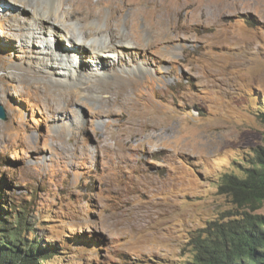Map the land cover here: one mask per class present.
<instances>
[{
  "label": "rangeland",
  "instance_id": "1",
  "mask_svg": "<svg viewBox=\"0 0 264 264\" xmlns=\"http://www.w3.org/2000/svg\"><path fill=\"white\" fill-rule=\"evenodd\" d=\"M10 1L0 3V102L8 114L0 119V214L13 221L16 206L35 227L29 238L62 248L47 264L187 263L192 233L233 207L219 179L241 174L264 145L256 112L264 100V0H239L221 13L207 0H94L126 19L119 26L125 45L152 60L144 69L155 80L134 95L132 108L98 93L72 94L81 82L47 59L42 39L34 50L33 30L23 38L9 27L17 7L27 22L33 8L54 0ZM70 22V30H84L80 20ZM161 33L167 36L158 40ZM65 35L47 32L45 39L73 48ZM125 45L109 50L113 73L142 64ZM34 67L47 77L28 73ZM65 237L76 249H63Z\"/></svg>",
  "mask_w": 264,
  "mask_h": 264
},
{
  "label": "bare ground",
  "instance_id": "2",
  "mask_svg": "<svg viewBox=\"0 0 264 264\" xmlns=\"http://www.w3.org/2000/svg\"><path fill=\"white\" fill-rule=\"evenodd\" d=\"M18 1L22 3H27V0H17L16 2ZM207 1L213 4L214 6H216L219 12L223 10L224 8L225 9L226 8L227 9L237 8L238 3L240 2L239 0H234L231 3L225 2L224 0H207ZM53 2L54 4L51 7H48V8L45 7L40 12L31 6L33 8V10H31L32 11L31 13H33L32 15L33 18H31V20L27 22L26 20H24L25 13L23 12L21 8L17 7L16 11H17L18 16H16L15 18L16 22L14 23L11 21L9 27H13L15 25V27L20 31V34L22 37L25 31H27V36H28L29 31L27 30V27L33 30L34 35H36V38H34L33 36L34 39L32 40V43L34 45L31 47L34 50L37 49L36 47L38 45L37 38L39 37L40 39H42L40 42L42 46H45L47 48V56H46L47 59L50 62L53 61V63L58 64V66L62 67L66 71L64 72V75L73 76L75 77V80H79L81 82L82 85L79 88L77 87L73 89L71 91L72 94L75 95L78 92H86V95L90 94L91 92L98 93L100 95L102 94L101 96L104 100L108 102H112L115 107L132 108L135 103L134 100L136 99L134 95L139 96V93H141L143 88L148 89V87H152L151 84H153L155 80V76L152 75V72H151L152 70H150L149 68H146L147 70L144 69L146 66H149L151 64L152 60L150 61L149 57H147L139 49H135V47L134 48L132 47L129 49L130 46L125 45V42L126 44L129 42L126 40V38H124L123 35L120 34L119 26H120V23L126 22V19L123 16L122 17L117 16L115 14L116 11L114 12V8L110 10L108 6H103L95 2L94 0H91V1L86 0L85 2L83 0L81 1L80 0L79 1L78 0H54ZM0 3H2L3 6H6V7H9L11 5L10 0H0ZM101 3H104V2H101ZM244 5H246L245 0H244ZM11 17H14V16H10V18ZM20 18H23V20ZM42 19L44 21H41ZM49 19L57 20L58 22H60L62 24L61 25L62 28L60 27L62 30L59 28V26H57V24L49 23L47 21ZM72 19L80 20L83 24L84 30L80 32L75 31V30L74 31L70 30L69 26L73 24V22L72 23L70 22ZM103 19L106 20V24L103 26L100 24H96L92 26L90 24V22L93 20L101 21ZM129 22L130 24L138 25L137 18H133ZM29 24L30 25L36 24L37 27H40L41 29H38V28L32 29L33 27L31 28ZM161 29L162 27L158 28V33L161 31ZM64 31L66 32V35L61 36L60 39L68 40L70 42L68 43V45L70 44L73 46V48L71 49L63 47L60 42L59 44L56 43L55 45V43L52 42L50 39H45V35H47V32H50V34L54 35L57 39V36L63 34ZM108 32L109 34L107 35ZM166 36L167 34L161 33L158 36V40H162ZM150 42L151 40L149 41V43ZM120 44L125 45L121 47H123V50L126 51V53L130 56V59L132 62L133 61L138 62V59L142 58V64L139 63L133 69L123 68L119 70L118 72L113 73L111 71L113 70V68L109 66L108 58L109 56L112 57L111 54H109V50L110 49L112 50L114 49L113 47H115L114 51H116ZM158 44L159 43H156L155 45H158ZM88 54H90L91 56L90 61L95 62V65L91 67L92 69L95 70V72L92 74L93 75L92 77L95 78L94 80H92L90 76H88L89 73H87V71L90 69L87 68L88 63L85 60V57ZM47 64L48 62H46V67L48 68ZM28 70H29L28 73H31V71H33L32 74L36 77L37 76L47 77L46 74H42L43 68L41 69V68L34 67V70L33 69H28ZM52 70L53 69L49 68V71H52ZM125 74H130V76L131 74H134L135 80H132L131 82L129 81L125 82L126 80L129 79L125 77ZM110 76H113L112 80L109 78ZM126 76L128 77V75ZM84 78L86 80H84ZM117 78L119 80V83L115 84L116 87L114 85L112 86V83H114L117 80ZM108 80L109 82H106ZM56 81L59 82L58 79H56ZM105 82L108 84H102ZM53 86L51 83L50 84L46 83L44 85V88L51 90L53 89L52 88ZM64 95L67 98L70 97L71 99V95L69 93L65 92ZM55 108L56 107L52 105L49 107L50 110L52 109L54 110ZM109 112H112V110L110 109Z\"/></svg>",
  "mask_w": 264,
  "mask_h": 264
},
{
  "label": "trees",
  "instance_id": "3",
  "mask_svg": "<svg viewBox=\"0 0 264 264\" xmlns=\"http://www.w3.org/2000/svg\"><path fill=\"white\" fill-rule=\"evenodd\" d=\"M256 112L264 124V100ZM219 181V193L231 197L233 207L192 233L193 257L184 264H264V212L259 211L264 209V145L254 149L241 174L226 173ZM12 209L18 213L13 221L0 214V264H47L53 252L61 254L62 248L52 246L58 244L29 238L27 231L35 227H28L25 213ZM65 240L64 250L75 248Z\"/></svg>",
  "mask_w": 264,
  "mask_h": 264
},
{
  "label": "water",
  "instance_id": "4",
  "mask_svg": "<svg viewBox=\"0 0 264 264\" xmlns=\"http://www.w3.org/2000/svg\"><path fill=\"white\" fill-rule=\"evenodd\" d=\"M0 119L7 120L8 114L4 105L0 102Z\"/></svg>",
  "mask_w": 264,
  "mask_h": 264
}]
</instances>
